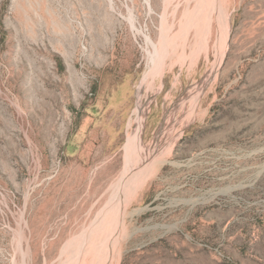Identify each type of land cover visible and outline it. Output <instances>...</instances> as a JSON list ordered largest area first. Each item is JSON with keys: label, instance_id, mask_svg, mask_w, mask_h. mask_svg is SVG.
<instances>
[{"label": "rangeland", "instance_id": "rangeland-1", "mask_svg": "<svg viewBox=\"0 0 264 264\" xmlns=\"http://www.w3.org/2000/svg\"><path fill=\"white\" fill-rule=\"evenodd\" d=\"M214 2L0 0V264H264V0Z\"/></svg>", "mask_w": 264, "mask_h": 264}, {"label": "bare ground", "instance_id": "bare-ground-1", "mask_svg": "<svg viewBox=\"0 0 264 264\" xmlns=\"http://www.w3.org/2000/svg\"><path fill=\"white\" fill-rule=\"evenodd\" d=\"M202 1V0H201ZM213 3V2H212ZM215 3V7H214V9H216V13L218 14L217 16H218V19H216V20H218L219 21V25L221 24L222 25V27L224 28H226V29H228L229 28V18H230V16H229V13H228V11L221 5V3L220 2H218V0H216V2H214ZM211 4V3H210ZM209 9H211V8H209ZM229 9V8H228ZM211 10H213V9H211ZM206 11V10H205ZM211 12V11H210ZM200 14V13H199ZM207 17V16H206ZM210 18V17H209ZM216 18V17H215ZM203 24V23H202ZM210 26V25H209ZM221 27V28H222ZM203 28H205V27H203ZM225 31H227V30H225ZM200 32H201V29H200ZM226 34V33H225ZM186 35V34H185ZM226 36H227V34H226ZM207 37V36H206ZM227 38V37H226ZM167 42V41H166ZM208 43V42H207ZM206 43V44H207ZM167 44V46H168V43H166ZM187 45V44H186ZM185 46V45H184ZM193 50V49H192ZM185 51V50H184ZM184 51H183V54H184ZM197 51V50H196ZM194 52V51H193ZM188 55V54H187ZM180 57H182V56H180ZM192 59V58H191ZM159 67V66H158ZM156 69H157V67H155ZM155 76V75H154ZM153 77V76H152ZM190 109V108H189ZM191 110V109H190ZM191 112L193 113L194 111H193V108H192V110H191ZM193 115V114H192ZM197 115V114H196ZM195 116V115H194ZM138 119L139 118H137L136 119V121H138ZM194 119V118H193ZM180 124H182V123H180ZM137 126V123L135 122V125H134V123H133V121L131 122V124H130V126H129V128H132V131H131V133H129L128 134V143L126 144V146H127V148L128 149H131V151H132V153L134 152V151H136V149L138 148L139 150H138V158H140V160L142 161H145L146 159V163H143V165L142 166H140V167H135V165H137V163H135V165L132 167L133 169H132V173H133V176H132V174H130L131 176H132V178L135 180V182H136V184H137V182H143V181H145V183H146V180H147V178L150 176L151 177V175L152 174H154L155 173V175L157 174V172H158V169H160V165L164 162V161H166V155H164V153H159V154H156V155H154V157L152 158V157H150V159H148V157H149V153H146V155H141V153H143L144 152V147H142V134H141V129H138V128H135ZM183 126V125H182ZM134 127V128H133ZM131 130V129H130ZM160 139V138H159ZM152 144V143H151ZM158 144V143H157ZM155 145V144H154ZM159 145V144H158ZM150 147V146H149ZM162 147V146H161ZM154 148V147H153ZM133 149V150H132ZM146 149V148H145ZM149 149V148H148ZM156 149V148H155ZM169 149V148H168ZM131 151L129 150V152H130V154H131ZM150 151V150H149ZM152 151H154V150H152ZM156 151V150H155ZM158 152V151H157ZM156 152V153H157ZM170 152V151H169ZM134 155H136V152H135V154ZM153 155V154H152ZM132 156H133V154H132ZM134 157V156H133ZM136 157V156H135ZM129 158V157H128ZM131 159H132V157H130ZM152 158V159H151ZM139 159H138V161H140ZM167 160H168V158H167ZM133 161H134V159H133ZM135 161H136V158H135ZM129 162V161H128ZM140 163V162H139ZM138 163V164H139ZM129 165H131L130 164V162H129ZM133 165V164H132ZM140 165V164H139ZM131 169V168H130ZM130 171V170H129ZM136 171V172H135ZM157 171V172H156ZM130 176V177H131ZM131 178V179H132ZM133 184V183H132ZM138 185V184H137ZM142 185V184H141ZM129 186V185H128ZM127 189V188H126ZM128 190V189H127ZM134 189H132V191H133ZM118 202V201H117ZM122 203V202H121ZM120 207V206H119ZM111 211V210H110ZM118 213V212H117ZM119 218V217H118ZM120 219H121V217H120ZM118 221H119V219H118ZM117 222V221H116ZM108 223V222H107ZM118 223V222H117ZM114 224V223H113ZM119 224V223H118ZM117 224V225H118ZM114 226V225H113ZM116 226V225H115ZM91 227V226H90ZM115 228V227H114ZM117 228V227H116ZM108 230V229H107ZM102 231H103V228H102ZM106 232V231H105ZM109 232V231H108ZM106 237V236H105ZM88 239V238H87ZM96 239V238H95ZM118 239V238H117ZM86 240V239H85ZM97 240V239H96ZM89 241V240H88ZM80 242V241H79ZM90 242H91V240H90ZM89 242V243H90ZM93 242H96V241H93ZM120 242V241H119ZM88 243V244H89ZM85 243H83V245H84ZM92 244V243H91ZM118 244V243H117ZM73 245V244H72ZM90 245V244H89ZM93 245V244H92ZM119 245V244H118ZM118 245H116V246H118ZM94 246H95V244H94ZM85 247V246H84ZM111 247H112V244H111ZM110 247V249H108V250H110V251H108V253L110 254H108V256H113V251H114V247L113 248H111ZM90 248H91V246H90ZM96 248V247H95ZM117 248V247H116ZM89 249V248H88ZM119 249V248H118ZM81 250V249H80ZM79 250V251H80ZM83 251H84V249H83ZM91 251V250H90ZM81 252V251H80ZM68 253H69V251H68ZM116 253H118V251H116ZM77 254V253H76ZM107 256V257H108ZM71 258V257H70ZM106 258V257H105ZM111 258V257H110ZM116 258V257H115ZM103 259V258H102ZM107 259V258H106ZM104 261H105V263L107 262L105 259H104ZM111 261H113L112 260V258H111ZM68 262V261H67ZM72 262V261H71ZM93 262V261H92ZM102 262H103V260H102ZM108 263V262H107ZM63 264V263H62ZM103 264H104V262H103ZM109 264V263H108Z\"/></svg>", "mask_w": 264, "mask_h": 264}]
</instances>
